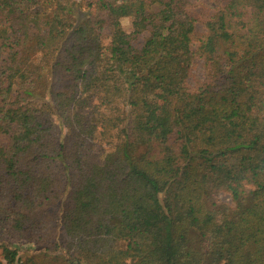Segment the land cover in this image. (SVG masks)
Here are the masks:
<instances>
[{
	"label": "trees",
	"instance_id": "trees-1",
	"mask_svg": "<svg viewBox=\"0 0 264 264\" xmlns=\"http://www.w3.org/2000/svg\"><path fill=\"white\" fill-rule=\"evenodd\" d=\"M217 1L0 0V264H264V0Z\"/></svg>",
	"mask_w": 264,
	"mask_h": 264
},
{
	"label": "rangeland",
	"instance_id": "rangeland-1",
	"mask_svg": "<svg viewBox=\"0 0 264 264\" xmlns=\"http://www.w3.org/2000/svg\"><path fill=\"white\" fill-rule=\"evenodd\" d=\"M95 0H76V2L81 6V8L84 11H88L89 13L94 12L95 8L92 6L93 2ZM221 3H219L217 0H189V9L192 11V13L197 18V31L199 33H205L206 28L204 23L207 21L208 17L215 13ZM121 24L122 27L130 32L132 30L131 25V18L129 17H122L121 18ZM109 31L108 29H105L103 32V42L106 44L109 41ZM203 68H202V61L200 59H197L194 63V66L191 71V75L189 77V83L194 86L197 81L203 79ZM43 100L39 101H47L51 105V118L54 122L57 134L59 137H63L65 133V127L61 121V118L59 116V111L57 110L53 98L49 93H43L42 94ZM160 92H154L147 94L143 100L141 101V105L143 108L149 112H154L156 107L160 103ZM37 101V102H39ZM13 115L16 119H20L22 116L18 113H13ZM107 151V144L104 143L103 140L97 139L94 141L93 145L89 149L83 148L81 150L82 155L85 159H87L90 162H97L101 163L103 161V156L105 152ZM216 200L221 203H227L232 205L233 201L231 200L230 195L227 192L221 191L215 196ZM2 219V217H0ZM3 220V219H2ZM0 224H3V222H0ZM2 227V226H0ZM61 240V237H60ZM10 243L18 248L19 255L22 259L23 264L30 258L34 259L38 256H41L44 253L43 249V243L36 242L33 237L27 238V237H17L13 236L10 240ZM54 248V246L52 247ZM47 257L44 258L42 256V259L46 263H52V264H65V262L62 259V256L64 255V252L59 249L57 251H49L46 253ZM38 262H40V258L37 259ZM31 264V263H29ZM68 264H75V263H68Z\"/></svg>",
	"mask_w": 264,
	"mask_h": 264
}]
</instances>
